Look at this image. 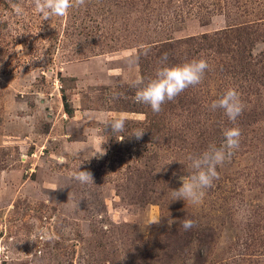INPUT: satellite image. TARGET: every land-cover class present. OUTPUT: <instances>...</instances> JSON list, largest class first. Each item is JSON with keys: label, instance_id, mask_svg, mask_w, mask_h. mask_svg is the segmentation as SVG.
Masks as SVG:
<instances>
[{"label": "rangeland", "instance_id": "1", "mask_svg": "<svg viewBox=\"0 0 264 264\" xmlns=\"http://www.w3.org/2000/svg\"><path fill=\"white\" fill-rule=\"evenodd\" d=\"M165 53L210 67L154 113L136 82ZM229 88L235 123L211 109ZM234 126L202 202L173 201L187 157ZM0 264H264V0H85L51 19L0 0Z\"/></svg>", "mask_w": 264, "mask_h": 264}, {"label": "clouds", "instance_id": "2", "mask_svg": "<svg viewBox=\"0 0 264 264\" xmlns=\"http://www.w3.org/2000/svg\"><path fill=\"white\" fill-rule=\"evenodd\" d=\"M84 4L85 0H34L35 11L45 19H51L54 16L63 17L68 14L69 9ZM13 7L18 14H22L23 9L19 4ZM160 64L164 66L156 70L154 78L148 79L147 82L143 79L136 82L137 90L134 96L136 103L150 106L154 113H159L166 101H172L190 86L200 84L206 70L210 67L207 60L203 58L167 66V53L161 56ZM244 108L245 104L235 88L227 89L211 105L212 110H222L228 120L233 123L242 114ZM109 125H111L113 133L123 132L125 130L123 114ZM144 133L137 130L134 136L140 139ZM223 137L224 140L219 147L215 144H209L200 154L187 157L190 161L186 169L187 174L179 177L182 186L178 189H171L173 201L184 200L186 204L194 205L202 202L205 190L211 188L214 180L219 178L218 166H222L225 161H230L234 155V150L239 148L241 130L238 126L226 128ZM73 178L82 184L94 182L93 174L87 170L81 171L79 169L73 174ZM195 224V220L185 217L181 220L180 227L189 231Z\"/></svg>", "mask_w": 264, "mask_h": 264}, {"label": "trees", "instance_id": "3", "mask_svg": "<svg viewBox=\"0 0 264 264\" xmlns=\"http://www.w3.org/2000/svg\"><path fill=\"white\" fill-rule=\"evenodd\" d=\"M224 39H227V35H226V33H225V35H224Z\"/></svg>", "mask_w": 264, "mask_h": 264}]
</instances>
